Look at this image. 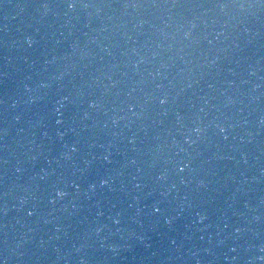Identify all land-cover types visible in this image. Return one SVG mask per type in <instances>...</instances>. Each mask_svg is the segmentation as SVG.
Masks as SVG:
<instances>
[{
  "label": "water",
  "instance_id": "1",
  "mask_svg": "<svg viewBox=\"0 0 264 264\" xmlns=\"http://www.w3.org/2000/svg\"><path fill=\"white\" fill-rule=\"evenodd\" d=\"M76 4L0 0V261L264 264V0Z\"/></svg>",
  "mask_w": 264,
  "mask_h": 264
},
{
  "label": "snow or ice",
  "instance_id": "2",
  "mask_svg": "<svg viewBox=\"0 0 264 264\" xmlns=\"http://www.w3.org/2000/svg\"><path fill=\"white\" fill-rule=\"evenodd\" d=\"M66 4H67V7L69 8H75L77 6L76 4V0H65ZM173 6H177V7H184L185 5H182V4H174ZM225 5H221V7H224ZM29 43H31V41H29ZM166 102V99H162L160 101L161 104L165 103ZM224 129L221 128V131H223ZM197 131H201L200 129H197ZM77 149L74 147L72 149L73 152H75ZM107 159V158H105ZM6 163V162H5ZM183 167L180 168V171H183ZM105 183H107V181H105ZM4 195L6 196L7 193H4ZM58 195H64L63 193H58ZM156 211L159 212L160 211V208H156ZM29 215H32V213L30 212ZM237 231H239V229H237ZM175 241H173L174 243ZM0 264H3V261H0Z\"/></svg>",
  "mask_w": 264,
  "mask_h": 264
}]
</instances>
